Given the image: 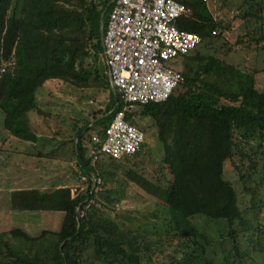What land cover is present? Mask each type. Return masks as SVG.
<instances>
[{
	"label": "trees",
	"instance_id": "obj_1",
	"mask_svg": "<svg viewBox=\"0 0 264 264\" xmlns=\"http://www.w3.org/2000/svg\"><path fill=\"white\" fill-rule=\"evenodd\" d=\"M179 1L191 14L177 21L178 28L197 34L202 42L185 56L183 83L169 100L136 105L127 114L135 126L139 120L152 122L153 136L160 142L171 176L165 185L162 180L153 182L134 170H124L113 159L112 165L125 171L124 180L114 167L105 168L102 160L92 165V137L103 136L124 108L106 67L101 72L92 62L94 55L103 52L113 0H0L3 132L20 143L38 141L39 116L44 114L38 108V97L48 82L60 81L80 91L110 92L106 109L96 114L94 123L77 124L74 137L64 143L71 145L69 159L76 160L81 175L102 180L99 192L92 193L91 186L75 198L70 189L14 192V209L62 212L64 218L58 231H43L37 237L23 229L0 233V264H147L142 248L154 253L153 242L144 239L149 233H135L102 213L105 202L124 198L116 184L132 183L162 207L161 239L185 241V255L179 260L172 256L170 264H215L207 254L210 244L205 237L201 239V230L209 224L228 226L237 256L236 224L249 233L252 245L264 237L260 218L264 170L259 171L264 162V90L258 87L256 74L203 53L224 27L214 18L209 3ZM240 8L249 24L246 39L256 44L264 41V0H244ZM252 143L262 147L260 153ZM143 147L133 158H139ZM228 163L237 173L240 191L226 177ZM194 220H200L203 227Z\"/></svg>",
	"mask_w": 264,
	"mask_h": 264
},
{
	"label": "rangeland",
	"instance_id": "obj_2",
	"mask_svg": "<svg viewBox=\"0 0 264 264\" xmlns=\"http://www.w3.org/2000/svg\"><path fill=\"white\" fill-rule=\"evenodd\" d=\"M244 0H210L208 7L217 22L223 24V28L217 30L213 42L203 49V53L216 56L225 62L235 66L245 73L256 74L258 87L264 90V41L252 43L246 39L248 23L244 20V11L240 7ZM107 23V22H106ZM186 57H180L173 61L166 62L172 69L182 72L185 69ZM92 62L96 64L101 72H105L102 53L94 55ZM110 100V92L102 89L76 90L69 84L60 81H51L46 84L42 93L38 97V108L44 113L39 119V138H44L45 143H20L11 138L2 129L0 118V233L9 232L14 229H23L33 237L39 236L43 231H57L59 229V219L56 215L40 214L36 211L29 220L24 219L27 215L22 212L14 214L10 211L12 203L11 190L23 193L25 191H35L42 187L43 182L59 178V176L71 178L74 183L80 179L79 168L75 159H69L67 155H47L55 150L54 145L49 140L62 142L59 148L64 146L74 137V127H82L86 123H94L96 114L105 110ZM1 116V115H0ZM36 117V115H35ZM36 121V120H35ZM136 124L139 128H145L146 143L139 158L120 160L124 170H134L139 175L153 181H164L165 185L171 182V176L163 162L162 148L156 136H153L154 129L149 119L139 120ZM134 125V124H133ZM3 135H2V132ZM59 133V134H58ZM44 140H41V142ZM64 147L70 148L71 145ZM252 147L259 153L261 148L257 143H252ZM58 148V149H59ZM60 150V149H59ZM262 158V155H260ZM105 168H112V160L108 157L101 159ZM262 161V160H261ZM264 162L260 163L259 171L263 172ZM227 179L240 191L242 187L238 183L237 173L230 169L227 164ZM118 177L125 179V171L114 167ZM43 179V180H42ZM42 180V181H40ZM46 182V181H45ZM81 184V183H80ZM117 188L123 190L124 198L121 202L114 201L109 204L105 202L106 208L103 215L122 222L127 229L141 234L148 232L144 238L147 242H153L152 251L148 253L143 247V262L147 264H170L172 256L181 259L187 250L183 246L185 241L174 238L160 237L159 225L163 220V209L157 205L155 199L132 183L127 185L116 184ZM125 186V187H124ZM48 188V189H47ZM45 188L46 192L49 187ZM5 190L4 192L1 191ZM29 189V190H28ZM86 189L84 184L80 189H75L77 193ZM39 191V190H38ZM52 191V189L50 190ZM264 196V191L261 192ZM114 197H116L114 195ZM249 196L246 202L249 201ZM25 216H24V215ZM261 222L264 224V212L261 213ZM199 227H203L200 220H194ZM234 230L238 233L239 256L233 249V239L229 235V228L225 223L221 225L209 224L208 229L201 230V239L204 237L210 244L207 249L208 256L212 257L215 264H264V237H258L259 242L252 245L248 239V234L241 231L240 225H235ZM160 238V240H158ZM256 240V239H255ZM164 247H161V246Z\"/></svg>",
	"mask_w": 264,
	"mask_h": 264
},
{
	"label": "built area",
	"instance_id": "obj_3",
	"mask_svg": "<svg viewBox=\"0 0 264 264\" xmlns=\"http://www.w3.org/2000/svg\"><path fill=\"white\" fill-rule=\"evenodd\" d=\"M190 14L179 0H113L102 57L111 87L121 96L124 108L103 136L92 137L93 166L103 157L120 161L141 151L146 134L127 120V114L136 105L166 102L183 83L182 73L166 62L191 54L201 44L200 36L177 26L178 20ZM80 183L86 189L91 186L96 194L102 186L101 179L85 175L80 176Z\"/></svg>",
	"mask_w": 264,
	"mask_h": 264
},
{
	"label": "crops",
	"instance_id": "obj_4",
	"mask_svg": "<svg viewBox=\"0 0 264 264\" xmlns=\"http://www.w3.org/2000/svg\"><path fill=\"white\" fill-rule=\"evenodd\" d=\"M41 140H44V142L43 141L41 142ZM49 142H52L54 145H57V147L55 148V150L48 152L47 155H51L52 154V155H55L54 157L56 158V156H58V155L60 156V155H67L68 154V158H69V152L68 151H69L70 148H67V147H65V148L64 147L59 148L58 145H60V144L62 145V142L57 141V140H49ZM43 143H45V139L44 138L43 139L42 138H38L37 144H43ZM76 164H77V167L79 168L77 162H76ZM80 176H81V174H80ZM42 180H40V181H42ZM45 181L40 182V184H43V185H42V187L40 186L39 189H36L37 191L39 190L41 192H46V189L45 188H47V187H49V190H47L48 192H50L51 189H52V191L59 190V189H70L71 190V195L74 198V194H76L75 189H78L79 190L80 187H82V185L80 184V179L79 178H78V180L76 182L73 183L71 181V178H69L68 175L66 177H63V176L60 177L59 176V178L52 179V180H50L48 178ZM17 190L18 191H21L23 189L11 190L10 192H12V195H13V193L15 191H17ZM1 191L4 192L5 190H2L1 189ZM79 193H77V194H79ZM11 200L12 199H10V201ZM9 208H10V211L13 212L14 214L20 213V215H21L22 212L26 213L27 214L26 216L23 214L25 216L24 219H26V220H29L30 219V216L33 215L32 213L35 212V211L34 212H31V211H26V210H24V211L16 210V209L13 208L12 204H10V207ZM36 213L48 214V215H56L58 217V219H59V224H60L59 229H60L61 224H62V221H63V218H64V213H62V212H47V211H36Z\"/></svg>",
	"mask_w": 264,
	"mask_h": 264
}]
</instances>
